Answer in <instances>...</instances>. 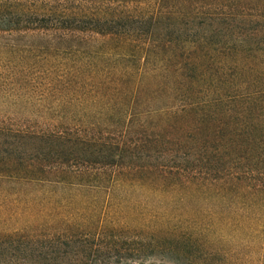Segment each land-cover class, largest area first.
Wrapping results in <instances>:
<instances>
[{
	"label": "trees",
	"instance_id": "16d2710c",
	"mask_svg": "<svg viewBox=\"0 0 264 264\" xmlns=\"http://www.w3.org/2000/svg\"><path fill=\"white\" fill-rule=\"evenodd\" d=\"M0 94V264H264V0H0Z\"/></svg>",
	"mask_w": 264,
	"mask_h": 264
},
{
	"label": "rangeland",
	"instance_id": "374dc122",
	"mask_svg": "<svg viewBox=\"0 0 264 264\" xmlns=\"http://www.w3.org/2000/svg\"><path fill=\"white\" fill-rule=\"evenodd\" d=\"M7 99L10 100V98H7L3 94H0V101ZM26 117H28L27 114L22 112L18 108H9L0 103V121H6L7 123H11L14 126H18L27 123V121L24 120ZM156 200L158 202H162L164 198L157 197Z\"/></svg>",
	"mask_w": 264,
	"mask_h": 264
}]
</instances>
